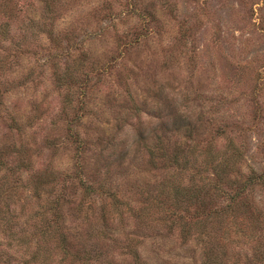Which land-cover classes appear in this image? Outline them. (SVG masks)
<instances>
[{"label": "rangeland", "instance_id": "374dc122", "mask_svg": "<svg viewBox=\"0 0 264 264\" xmlns=\"http://www.w3.org/2000/svg\"><path fill=\"white\" fill-rule=\"evenodd\" d=\"M5 2L0 209L10 213L0 211V249L8 264H23L19 233L36 246L41 229L26 219L52 218L62 187L60 221L81 237L82 182L116 190L135 207V187L158 188L174 168L146 162L154 132L196 144L183 182L210 186L218 174L213 208L223 213L187 242L131 220L107 235L131 238L150 264H264V179L247 181L264 178V0ZM182 114L199 126L191 138L164 128ZM92 197L96 206L104 198ZM111 239L104 246L120 255L117 263L134 264L125 241Z\"/></svg>", "mask_w": 264, "mask_h": 264}, {"label": "trees", "instance_id": "16d2710c", "mask_svg": "<svg viewBox=\"0 0 264 264\" xmlns=\"http://www.w3.org/2000/svg\"><path fill=\"white\" fill-rule=\"evenodd\" d=\"M6 5L5 0H0V17L3 16L1 22L3 24H0V33L5 30L3 18L7 12ZM163 125L166 131L174 133L183 128L184 130H181L182 134L185 137L188 135L190 138L199 129L198 124L192 123V120L188 119L185 114L174 117L169 123H164ZM157 128L154 125L151 130L155 131ZM166 136L169 135L163 132L162 134L154 132L153 141L150 144L145 143L146 153H148L146 162L155 167L162 166L174 169L168 173L164 181L154 191L149 192L143 187H135L137 189L135 194H138L140 199V201L136 200L139 203L138 206L135 207L126 197L124 199V195H121L118 191L111 190L108 187L106 190L105 185L101 183L93 184V180L82 182L83 198L79 201L77 207L82 212V219L87 227L85 237H81V234L70 233L66 230L60 221L61 208L66 200V195L63 191L64 187H62V190L59 189L60 191L52 199V218L47 221L43 220V223H41L37 216L38 212H36L34 219H26L27 222L31 220L33 223L31 225L39 226L41 229L39 238L35 241L36 246L31 247L25 232L16 235L14 246L18 248V251L25 254L20 256L22 263L47 264L51 258L50 264H118L119 257L117 258L116 256L120 255L109 253L107 245L104 246L107 240L103 241L111 239V236L107 235L108 232L106 230L114 225L129 226L131 225L129 220H131L137 228L146 230L157 229L158 227L160 230L163 228L169 234L175 233L183 242H187L197 226L206 227L211 223L215 217L214 215L223 213V211L213 208L214 201L212 199L214 186H217L220 176L216 174L213 184L210 186L208 184L197 185L192 178L190 182L184 184L183 173L187 170L189 156L196 153V144L189 145L187 142L189 138L184 141L177 140L179 141L177 142ZM140 140L144 143L145 137L140 136ZM82 143L84 142L82 141ZM135 144H138V142H135ZM113 163L112 160L104 163L103 173L107 172ZM224 165L225 171V168L229 167V163L225 161ZM95 175L99 176L101 172L99 171ZM263 179L262 174L254 175L251 173L247 175L249 184L262 182ZM35 189H38L37 185ZM93 195H97L99 198L104 196L98 206L95 204L96 198L92 197ZM108 197L110 199H107ZM143 197L145 198L144 200H142ZM85 202L87 203L86 205H84ZM11 203L13 204V201ZM3 210L0 209L4 215L5 212L10 213L9 209ZM20 210L23 214V207ZM6 222L8 223V221ZM90 239H93L92 243L88 242ZM111 240L114 243L116 241H125L114 237ZM127 240L123 245L124 247L121 248V250H124L123 254H132L131 257L134 264H150L149 261L142 258L131 238ZM51 244L52 250L56 249L55 253H52V257L47 249L51 247ZM208 256L204 258V261L207 260ZM7 257V251L0 249V264H8L9 260Z\"/></svg>", "mask_w": 264, "mask_h": 264}]
</instances>
